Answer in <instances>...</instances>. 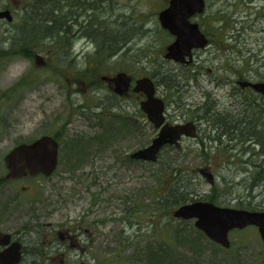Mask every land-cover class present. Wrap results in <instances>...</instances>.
<instances>
[{
    "label": "rangeland",
    "instance_id": "obj_1",
    "mask_svg": "<svg viewBox=\"0 0 264 264\" xmlns=\"http://www.w3.org/2000/svg\"><path fill=\"white\" fill-rule=\"evenodd\" d=\"M168 1L72 0L79 6L91 3L96 11L88 8L84 18L66 22L62 37L52 41L38 23L37 30L26 22L35 17L36 0H0V11L10 9L13 18L0 20V153L4 158L19 143L63 134L54 174L36 183L19 182L30 192L16 194V204L0 209L3 231L32 223L36 211L53 227L84 223L94 241L87 255L72 253L66 264H264L256 227L232 230L226 249L198 231L193 219L175 218L174 210L168 213L155 203L166 189L170 164L194 170L202 201L264 211L263 187L249 192L254 158L244 145L211 144L199 132L208 128L198 122L196 139H183L178 153L164 147L154 163L132 160L129 155L148 146L155 131L138 114V99L116 101L102 80L119 72L133 80L158 74L153 80L162 85L171 123L193 120L200 113L196 107L208 99L219 109H231L243 97L256 99L258 94L237 82L264 78V0H205V11L192 21L209 44L194 52L188 68L163 58L172 37L157 15ZM90 14L119 36L116 55L108 56L81 31ZM176 83L179 92L172 87ZM181 114L186 117L175 120ZM120 116L135 122L123 123ZM201 168L213 174V185L200 177ZM20 264H34L32 256Z\"/></svg>",
    "mask_w": 264,
    "mask_h": 264
},
{
    "label": "water",
    "instance_id": "obj_2",
    "mask_svg": "<svg viewBox=\"0 0 264 264\" xmlns=\"http://www.w3.org/2000/svg\"><path fill=\"white\" fill-rule=\"evenodd\" d=\"M205 5V0H169L168 6L158 13L161 28L173 37V41L166 47L165 59L187 64L192 61L193 50L203 49L207 45L208 40L199 25L191 22L193 16L204 12ZM12 19L9 10L0 11V20L10 23ZM109 80L114 84V93L119 96L128 91L131 83V78L125 72L116 73ZM239 85L250 87L254 92L264 96V80L254 83L241 81ZM133 92L144 94L145 99L140 103V108L158 132L148 146L130 155L132 159L153 163L164 146H173L179 150L183 137L191 139L196 137V126L193 122L165 123L164 103L155 97L154 84L150 78L137 79ZM57 154L58 144L49 136H42L30 144H20L4 157L8 169L7 176H22L25 170L31 174L43 173L49 176L57 166ZM198 173L209 185H213L214 176L210 171L201 168ZM172 215L178 219H194V227L223 248L230 246L228 234L231 230L254 226L264 246V211L223 207L198 200L178 206ZM9 238L10 235L5 234L1 244L7 245ZM20 261V245L17 242L11 243L0 252V264H18Z\"/></svg>",
    "mask_w": 264,
    "mask_h": 264
},
{
    "label": "trees",
    "instance_id": "obj_3",
    "mask_svg": "<svg viewBox=\"0 0 264 264\" xmlns=\"http://www.w3.org/2000/svg\"><path fill=\"white\" fill-rule=\"evenodd\" d=\"M50 1L52 0H36V4L33 7L35 17L26 22L35 28H37L38 23L39 31L49 35L47 39L55 41L64 34L66 22H76L77 18H67L65 5L62 0H54L53 4H50ZM73 5L75 8L80 7L79 9L82 11L88 8L91 11H96V8L91 3L86 6ZM87 18V23L84 27L81 26L82 23L79 24L81 31L84 28V31L88 33L85 36L95 41L98 49L108 53V56L116 55L118 50H120V45H118L119 36L116 32L110 27L103 26L102 23L94 22L96 19L93 15H88ZM53 27L61 29L53 31L51 30ZM33 30L31 28V31ZM225 38H228V35ZM156 76L158 77L159 75L156 74L150 77L156 78ZM172 87H174L176 92L179 89L177 83ZM244 98L246 97H243V100L231 109H219L216 100L214 102L208 99V102L202 107H196V110L200 111V113L198 115L195 114L193 120L199 122V125H205L208 128V133H206V129H201V127L199 132L200 130L201 132L204 131L202 134L203 140L205 139L211 144L225 143L227 146H233L234 142H241L244 145L245 151H248L250 156L254 158L250 162L249 167L251 170L247 177L250 182L249 192L254 187L262 186L261 192L264 195V97L258 95L256 99L251 100ZM106 111L103 110L101 112L106 113ZM181 117H186V115L182 114ZM196 141L197 143L202 141L201 135ZM255 148L257 149L256 151ZM167 166L168 180L166 189L163 193H158L155 201L162 210L164 209L169 213L182 204L202 199L203 195L199 192L198 183L194 181L196 174L193 169L182 167L181 165H174L173 167L169 164ZM213 202L216 204L215 201ZM261 202L264 203L263 200ZM255 207H261V205L258 204L250 207V209H256Z\"/></svg>",
    "mask_w": 264,
    "mask_h": 264
},
{
    "label": "flooded vegetation",
    "instance_id": "obj_4",
    "mask_svg": "<svg viewBox=\"0 0 264 264\" xmlns=\"http://www.w3.org/2000/svg\"><path fill=\"white\" fill-rule=\"evenodd\" d=\"M62 2L65 5L67 18H71V17L84 18L85 17L84 12L81 9H78L76 11L75 7H73L74 5L72 3V0H62ZM6 10H9L11 12L10 9H6ZM172 41H173V37H172ZM208 44H209V40H208ZM195 51L196 50L193 51V57H194ZM192 61L187 64L184 63V64H178V65L188 68L190 64L192 63ZM111 77L112 76H102V80L105 83H107L108 87L111 90L110 95L113 98H115L116 101L122 100V98L129 97V96H132L138 99L139 101L138 103L139 109L137 110L138 114H140L142 118H144V122H146V124L149 125V129H152L153 132L155 131V134H157L158 130L152 127L145 113L140 108V103L145 99L144 94L133 92L134 82L136 81V79L133 80V78L129 76L131 78L130 87L126 93L119 96L114 93V84L109 80ZM150 79L152 80L154 84L155 97L160 98L164 103L163 114L165 117V123L182 124L185 122H189L185 120L182 123H171L172 119L167 117V113H166V108H167L166 101L164 99V96L161 95L160 93V88L162 85L160 86L159 82L153 80L154 78L150 77ZM249 81H254V80H249ZM237 83H239V81ZM247 89L251 90L250 88H247ZM177 92H179V89L177 90ZM181 116L175 118V120H182ZM120 117L123 120V122L128 121L129 124L135 122L133 117H130V116L128 117L120 116ZM190 122L195 123L197 127V131H198V122L194 120H190ZM44 136H49L57 142L58 144L57 164H58L59 148H60V141H61L60 139H61V136H63V134H60V135L51 134V135H44ZM33 141L22 142V143L17 144L16 146L20 144H30ZM2 146H3V132H0V147ZM130 159L132 158L130 157ZM55 170L49 176H46L43 173L31 174L28 170H25V173L22 176L8 177L7 176L8 169L6 168V165L4 163L3 154L1 155L0 153V209L3 210V207L5 209H9V206L11 205L13 206L14 204H16L19 201V197L16 194H19L22 192H30V189H27L26 186L17 185L19 182L26 181V182L36 183L37 181L46 180L54 174ZM33 188L38 189V185L34 184ZM3 193H7L8 194L7 196H9L6 200L7 203L4 206H3ZM28 201L29 203H32V201L30 200ZM33 202L35 204L38 203L36 199ZM43 218H44L43 214L41 212L36 211V215L34 216L32 223L31 222L25 223L21 225L20 227H18L16 230L8 231V232L3 231V223L0 222V252L5 250L11 243L17 242L20 245V253H21L20 263L23 262V259L26 258L27 255H30L32 256L34 264H50V263H54L55 261H57L58 264H66L68 257H70L72 253H75V254L78 253V255L79 254L87 255L88 245L90 243H93L94 241V232L90 230L88 227H86L87 225H85L84 223H77V224H72L71 226L63 225V226L53 227V224L51 222L45 221L43 220ZM5 234L10 235L9 243L7 245L1 244V241H3V236ZM31 236L35 238L34 241L31 240L32 238ZM83 236H84V239L82 238ZM29 242L31 244H28ZM81 264H87V263L82 262Z\"/></svg>",
    "mask_w": 264,
    "mask_h": 264
},
{
    "label": "bare ground",
    "instance_id": "obj_5",
    "mask_svg": "<svg viewBox=\"0 0 264 264\" xmlns=\"http://www.w3.org/2000/svg\"><path fill=\"white\" fill-rule=\"evenodd\" d=\"M91 15V14H90ZM88 17V16H87Z\"/></svg>",
    "mask_w": 264,
    "mask_h": 264
}]
</instances>
